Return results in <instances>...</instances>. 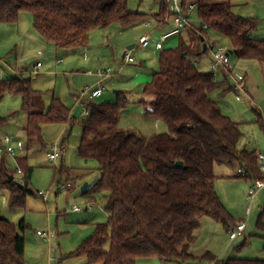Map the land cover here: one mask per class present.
I'll return each mask as SVG.
<instances>
[{"label":"trees","instance_id":"16d2710c","mask_svg":"<svg viewBox=\"0 0 264 264\" xmlns=\"http://www.w3.org/2000/svg\"><path fill=\"white\" fill-rule=\"evenodd\" d=\"M189 3L197 6L199 26L194 32L198 40L218 33L228 40L239 59L264 66V40L252 37L255 19L237 16L229 0H182L183 7ZM24 12L32 14L40 37L59 49L86 47L95 29L113 24L135 26L148 17L130 11L129 0H0V24H17ZM166 13L164 8L155 19L161 23ZM200 56L185 41L175 49L163 48L159 70L144 89L151 100L139 104L147 115L166 122L167 133L145 137L116 131L106 135L108 129L119 126L130 101L118 93L116 101L88 104L90 115L81 122L79 154L97 162L100 179L82 196L94 204L98 195H104L109 218L107 223L97 224L70 257H85L89 264H138L140 259L179 264H264V259H218L211 253L197 257L191 251L204 220H213L228 232L235 226L216 190V168L231 165L243 169L245 178L254 181L261 179L260 173L264 175L258 167L257 152L239 149L243 138L239 124L211 98L223 83L213 72L196 67L193 57ZM38 94L31 78L0 81V99L20 97L28 114V148L35 143L45 147L43 125L70 121L71 110L59 98H53L46 112H37L34 101ZM256 123L264 133L260 115ZM7 157L0 160V189L10 193L12 210L25 209L28 196L36 195L29 188L33 168L26 159H17L24 173L21 188L9 182L12 176L18 178L6 168ZM27 228L25 220L17 228L0 216V264H27ZM257 229L264 238L261 220Z\"/></svg>","mask_w":264,"mask_h":264},{"label":"rangeland","instance_id":"374dc122","mask_svg":"<svg viewBox=\"0 0 264 264\" xmlns=\"http://www.w3.org/2000/svg\"><path fill=\"white\" fill-rule=\"evenodd\" d=\"M222 1L225 0H203L204 3ZM164 8L168 13V6L162 0H129L130 11L147 15L146 20L152 23L153 29L159 27L155 15L160 14ZM192 20L193 23H198L197 13L192 15ZM257 24L258 28L262 31L264 23L257 22ZM142 28V24L130 27L113 24L108 28L96 29L91 32L89 37L92 41L89 53L92 54L94 52L98 56L101 53L104 56L103 58L99 56L101 58V63L98 64L99 69L104 70V68L110 66L116 70L113 76L119 77L116 83L112 79L105 84L108 91L97 102H111L110 97H113V101H116L118 93H123L130 101V104L122 112L119 126L108 129L106 135L113 134L116 131H123L128 134H140L149 137L169 132V127L165 121L147 115L144 106L139 104L141 100H151L143 92L146 85L152 80L149 83L142 84V82L134 78L136 74L133 73L134 67H140L142 60L145 61L142 55L143 49H135V52L132 54L135 63L127 64L125 58H123L124 52L128 51L127 49L121 52L116 47L108 48L107 38L110 41H116L114 43L116 46L121 40H124L126 44V38L130 42H133V45L137 46L143 32ZM149 32L151 31H144L143 34L145 35ZM32 35H38V33L34 28L33 16L29 12L22 13L17 24H0V81L12 80L16 77L31 78L32 88L41 93L34 101L37 112H46L48 110L55 91L57 93L56 97L60 98L72 110L75 104L74 95L79 91L84 78H75V75L71 71L68 74L64 73L66 65L58 66L57 68L54 66V68H51V72H48L49 68L46 66L48 54H44V59H42L43 64H45V69L35 72L34 66L38 63L34 59L35 55L31 54L32 52L30 51L29 53L27 50H23V38ZM155 38L156 36L153 37V40ZM159 39L161 40V37ZM176 39L179 40L178 37ZM210 40L211 46L214 49L224 48L229 51L230 45L224 36L218 33H212ZM110 44L112 45L111 42ZM178 46L179 44L172 45L171 41L164 43V49H175ZM59 50L61 53L65 51L63 49ZM113 50L115 55H113ZM71 51L68 53H73L75 50ZM211 51L203 57L201 56L205 62L211 56ZM64 53H67V51ZM159 56L160 54L158 55L157 62L155 61L153 66L149 65L151 73L159 70ZM201 58H196L195 64ZM231 59L233 61L235 59L234 56H231ZM198 68L203 71L207 67L201 64ZM118 71L120 72L118 73ZM78 73L79 71H76V74ZM221 76L222 74L218 73L217 79H220ZM261 89L264 91V88ZM115 90H117L116 93ZM223 91V87L218 89L212 98L218 100L216 98L226 94V91ZM224 96L233 99L240 106L241 109L238 117H242L246 121V123H242L241 125L243 138L239 143V149H247L249 151L257 150L258 153L264 154V133L259 125L256 122L254 123L257 120L255 110H258V101L253 103L251 99L241 94L242 100L238 103L235 94L228 93ZM23 114L22 100L20 97L7 95L3 99H0V142L6 135L13 136V146L16 152V158H7L5 163L6 168L14 171L17 175V169L20 167L17 159H26L28 166L33 168L29 188L36 195L28 196L25 209L12 210L10 208V193L6 189H0V216L10 220L17 228L20 222L25 220L28 228L24 233V237L27 243L31 245L33 237L37 236V231L49 230L51 219L54 229L56 228L57 220H59V229L61 231L64 227L65 220L76 224L81 222V220L82 223L85 220H88L89 223L93 222L95 219L93 217L94 212H84L80 216V214H74L70 210L74 205H85L82 193H79V195H73V193L81 192L85 185L92 186L96 184L100 179V172L95 160H85L79 154V145L82 138L81 122L86 120L87 117L81 115L76 118L73 115L70 116L69 123L43 125L42 135L45 147L35 143L28 148V136ZM56 144L62 147V151L59 159L53 164L48 159V153L52 151V147ZM216 174L218 176L215 182L217 193L234 219L236 226L243 221L247 223L245 234L231 242L230 232L221 224L213 220H208L212 223L213 234L214 227H217V232L219 231L221 233V239L219 235L215 234L223 244L221 255L218 256L220 258L223 257V259L238 257L263 260L264 238L260 236L261 232L257 229V224L259 220L264 224V189L250 203L247 200V195L249 188L254 185V180L245 177L238 178V169L233 168L231 165L218 166L216 168ZM260 177L263 179L262 177L264 175L260 173ZM68 181L73 189L71 187L67 189L62 188V185L67 184ZM39 193H42V195ZM75 196L76 199L74 198ZM96 213L97 217L100 218L97 222L100 224L107 223L109 215L107 211V199L104 195H98L96 197ZM90 219L93 220L91 221ZM72 226L71 228L75 229ZM204 230L205 225L201 223V227L196 234L199 235ZM203 264L210 263L203 262Z\"/></svg>","mask_w":264,"mask_h":264},{"label":"crops","instance_id":"0c3cea01","mask_svg":"<svg viewBox=\"0 0 264 264\" xmlns=\"http://www.w3.org/2000/svg\"><path fill=\"white\" fill-rule=\"evenodd\" d=\"M229 1L231 3L233 12L237 16L255 19L256 24L257 22H262V24L264 23V0H229ZM166 15L161 23L158 22L159 27L157 29L156 28L153 29L152 23L150 28L145 27L144 23L147 20L141 23L143 27L142 28L143 32L141 36L144 35L143 34L144 31H151L149 33L151 34V39H152L150 46L148 48H142L143 49L142 55L145 61L142 60L140 67H134L133 73L136 74L134 78L142 82V84L149 83L152 80V75L155 73V72L151 73V69L149 65L153 66L155 61L157 62L158 55L161 52L156 48V42L160 41L159 39L160 37H162L164 34L170 32L176 27L175 21L172 19L167 20ZM198 26H199V21L198 23L192 22L191 25H189L187 28L182 30L179 35L171 37L170 39L166 40L164 43L171 41L172 45H176V44L178 45L180 44L181 41H185L189 44V46L192 48L194 52L198 53V55H201L204 44H207L209 50L206 54H208L212 49L211 40H210V36L212 35V33H208V35L204 37V40L203 39L198 40L197 39L198 36L195 35L194 32ZM155 36L156 38L155 40H153V37ZM177 37L179 38V40L176 39ZM252 37L259 40H264V27L261 31V29H259L257 26L256 30L252 34ZM91 42L92 41L90 39L86 47H82L78 49H63L67 51V53H64L65 51L61 53L59 48H56L55 46L48 44L42 37H40L39 34L32 36H25L23 38V45H24L23 50L24 51L27 50V52L30 51L32 52L31 54L35 55L34 59H36L37 62L41 64V68L39 70L45 69V64H43L42 59H44L43 57L44 54H48L49 56L48 59L46 60L47 63L46 66L49 68L48 72L49 71L51 72V68H54V66L55 68H57L58 66L66 65V67L64 68L65 69L64 73L68 74V72L71 71V73L75 75V78H80V77L84 78V81L81 82L83 84L80 85L79 91L76 92L74 95L75 104L73 105V109L70 111V116L74 115L76 116V118L82 115L80 113V105H79V96H80L81 88L84 85L88 86V85L97 84L100 78L96 75L97 73L96 71L102 70L99 69L98 67V64L101 63V58L99 56H101L102 58L104 56H102L101 53L99 56L94 52L92 54L89 53ZM107 42H108V48L116 47V49H120L121 52L127 49L128 51L124 52V54L126 55L130 51L133 54L135 52V49L140 48L135 45L134 49L129 50V48L133 45L132 44L133 42H130L127 38H126V44L124 40H121L119 41V43H117V46L114 45V43L116 42V41L114 42V40L110 41V39L107 38ZM110 42L112 43V45L110 44ZM71 50H75V51L73 53H68V52H72ZM77 50H81V51H77ZM230 50L231 48H229V51ZM152 54L154 55L151 56ZM113 55H115L114 50H113ZM204 55L205 54H202V57ZM231 56H234L235 58L233 61L231 59ZM196 58L198 59V57H193L194 63ZM199 58H201V56ZM202 60L203 58H201V60L199 59V62L197 61V63L195 64L196 67L198 68L202 64L207 68L203 71L198 68L200 71L211 72V67L213 64L212 57L211 56L208 57L206 62ZM230 65H231L230 71H228L225 68H220V70L216 73V80L218 82L223 83L222 86L224 88L223 92L226 91L225 92L226 94L228 93L235 94L238 103H240L242 100L240 96L241 94L247 96L249 99L252 100L253 103H255V101H258L259 103L258 110H255V114L257 118L260 115L264 122V91L261 89L264 88V66L256 61L241 60L236 56V54L230 55ZM108 68H112V67L108 66ZM108 68H104V70ZM76 71H79V73L76 74ZM115 71L116 70L114 69V72ZM119 72L120 71H118V73ZM218 73L222 74L220 79H217ZM117 79H119V77L112 76L106 79L104 83L106 84L108 81L111 80L116 83L118 81ZM35 91L39 92L38 90ZM116 92L117 90H115V93ZM214 93L215 92L211 94V98ZM39 94L41 93L39 92ZM226 94H223L221 96L217 95L220 96L219 98H216L218 100H214L213 98L212 99L218 104L222 112L230 119H232L234 122L238 123L241 128L242 123H246V121L243 120L242 117H238L239 116L238 113L241 108L233 99L225 97L224 95ZM56 95L57 93L55 91L53 94V98H58L56 97ZM104 96L105 94L101 98H103ZM110 100L113 101V97H110ZM23 112H24L23 119L25 120V126H26L28 114L24 110ZM255 122L256 120L254 121V123ZM256 152L258 153L257 150ZM17 178L18 180L20 179L18 176ZM67 183L70 184L69 181ZM92 186L85 185L83 186V190L81 192L78 191L77 193L74 191L75 193H73V195H77V194L79 195V193L83 194L85 190L91 188ZM71 188L73 189V187ZM74 198L76 199V196ZM83 202H85L86 204L87 200L84 198ZM74 206H72L70 210L71 212H73L72 209ZM86 212H94L93 217L95 219L94 218H93L94 220L92 219L93 222L89 223L88 220H85L82 223L81 220V222L76 224V223L67 222L65 220L64 227L62 228L61 231L59 229L60 227L59 220H57V225L55 230L53 228L52 219H51L49 224L50 225L49 230L56 232L55 238L51 239L50 241H47L41 239L37 235L33 237L31 245L30 243H27V240L25 239L26 263L27 264H89L85 257H70V255L75 253L76 250L79 248V246L94 232L95 226L97 224H100L99 222H97V220L100 218L97 217V213L95 214V209L94 211H85V213ZM73 213L78 215L80 214L76 212ZM83 213H81L80 216H82ZM202 223L205 225V230L203 233L202 232L199 233V235L196 234L197 239L196 242L192 245L191 248L192 253L197 257H201L206 253H211L214 256H216L218 259H223V257L220 258L218 256L221 255L223 244L218 240V237H216L215 235V234L219 235V238L221 239V233L219 231L217 232V227H214L215 229L213 234L212 223H210V221H208L207 219L204 220ZM72 225L75 227V229L71 228ZM235 227L236 224L233 228ZM138 264H179V263H162L157 259H140L138 261Z\"/></svg>","mask_w":264,"mask_h":264},{"label":"built area","instance_id":"2783aa9c","mask_svg":"<svg viewBox=\"0 0 264 264\" xmlns=\"http://www.w3.org/2000/svg\"><path fill=\"white\" fill-rule=\"evenodd\" d=\"M164 4L168 6V13L166 15V19H172L176 23V27L171 30L170 32L164 34L161 37V40L156 42V48L158 50H163L164 42L171 37L177 36L181 33L182 30L187 28L191 23L192 15L194 13H197V6L194 3H189L186 7H183L182 0H163ZM144 26L147 28L151 27V22L146 21L144 23ZM205 31H210L208 26H204ZM151 34L147 33L139 39L138 47L140 48H148L151 43ZM211 57L213 60V64L211 67V71L214 73V76L216 78V73L220 70V68H225L228 71H230L231 65H230V56L228 54V51L224 48H217L214 49L212 47L211 49ZM125 62L127 64L134 63L135 59L132 56V52L130 51L126 57ZM41 68V64L37 63L34 71L38 72ZM114 69L108 68L106 70H98L96 75L100 78L99 82L95 85H88L85 86L79 96V105H80V113L88 117L90 115V110L88 108V104L93 101H97L100 99L108 90L107 86L105 85L104 81L110 77L113 76ZM14 143V137L11 135H6L3 140L1 141L0 145V160L6 155L8 157H14L16 158V152L13 146ZM62 147L59 146V144H56L52 147V151L48 153V159L51 163L55 164L56 161L61 156ZM257 161H258V167L259 170L264 173V154L263 153H257ZM17 175L19 176V181H21V178L24 176V173L22 169L19 167L17 169ZM238 175L240 177H245L246 172L243 169L238 170ZM238 176V177H239ZM22 182V181H21ZM71 187L70 184H63L62 188L67 189ZM264 189V181L257 180L254 182V185L249 188L247 200L252 203L253 200L256 198L257 194ZM42 195V193H39ZM95 205L93 203H86L85 205H75L72 209L73 212L76 213H83L85 211H94ZM247 227V223L245 221L241 222L239 225L236 226L235 229H233L230 232V241L233 242L235 239H237L240 236H243L245 234V230ZM37 235L44 240L50 241L51 239L56 237V232L47 230V231H37Z\"/></svg>","mask_w":264,"mask_h":264},{"label":"water","instance_id":"95a60500","mask_svg":"<svg viewBox=\"0 0 264 264\" xmlns=\"http://www.w3.org/2000/svg\"><path fill=\"white\" fill-rule=\"evenodd\" d=\"M134 47H135V45H132V46L129 48V50L134 49ZM208 50H209V47L207 46V44H204V46H203V51H202L201 54H206V53L208 52ZM185 54H187V53H185ZM228 54H229V56H230V55L235 54V52H234L233 50H230V51H228ZM123 57L125 58V57H126V54H124ZM177 165H178V166H183V162H178ZM9 182H16L21 188L24 187L23 184H22L21 182H19V180L16 179V177H14V176H12V177L9 178Z\"/></svg>","mask_w":264,"mask_h":264}]
</instances>
